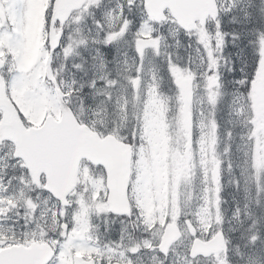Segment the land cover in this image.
Returning a JSON list of instances; mask_svg holds the SVG:
<instances>
[{"label":"snow or ice","instance_id":"6c2138e0","mask_svg":"<svg viewBox=\"0 0 264 264\" xmlns=\"http://www.w3.org/2000/svg\"><path fill=\"white\" fill-rule=\"evenodd\" d=\"M0 264H264V0H0Z\"/></svg>","mask_w":264,"mask_h":264}]
</instances>
